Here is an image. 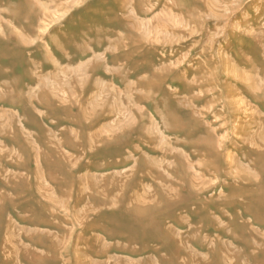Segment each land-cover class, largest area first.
<instances>
[{"label":"rangeland","instance_id":"rangeland-1","mask_svg":"<svg viewBox=\"0 0 264 264\" xmlns=\"http://www.w3.org/2000/svg\"><path fill=\"white\" fill-rule=\"evenodd\" d=\"M0 264H264V0H0Z\"/></svg>","mask_w":264,"mask_h":264}]
</instances>
